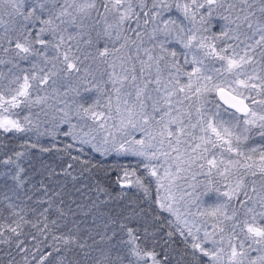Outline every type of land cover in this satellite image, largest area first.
Here are the masks:
<instances>
[{"label": "snow or ice", "instance_id": "6c2138e0", "mask_svg": "<svg viewBox=\"0 0 264 264\" xmlns=\"http://www.w3.org/2000/svg\"><path fill=\"white\" fill-rule=\"evenodd\" d=\"M5 64L0 264H264V0H0Z\"/></svg>", "mask_w": 264, "mask_h": 264}, {"label": "trees", "instance_id": "16d2710c", "mask_svg": "<svg viewBox=\"0 0 264 264\" xmlns=\"http://www.w3.org/2000/svg\"><path fill=\"white\" fill-rule=\"evenodd\" d=\"M21 67H29V65L27 64H21ZM12 68V66L10 64H5V65H0V73H3L5 77H7L9 75V69ZM12 71H18V69H14L12 68ZM66 127V126H65ZM31 135V134H30ZM34 138V137H33ZM59 147H63V145L67 142H70L69 138L60 136L59 138ZM7 143L9 144L10 147H15L19 141H7ZM40 143L44 144L45 146H47L49 144V138L48 137H41L40 139ZM33 151V159L36 160L37 162L42 160L44 163L51 165L53 168L57 169V171L60 168L61 165V161L57 159L56 155L54 153H44L41 154L36 150H32ZM83 156L87 159H91L93 160V162H97V161H103L104 162V166L107 167L112 160L115 159V157H108L107 160H104V158L100 157L98 153H92L91 149H87L84 153ZM37 167H39V163H37ZM97 169H93V174H97ZM77 177H78V181L73 182L71 180V177L68 178L67 180V186L68 188H72L73 184L75 183L77 187H79L81 184L84 183H92V180L88 179L89 174L88 173H84L83 176H80V171L79 168H77V171L74 173ZM100 175H103V173H99ZM115 176L116 173L113 172L112 176H111V180H106L105 184L106 186L109 187V190L112 191V194L115 195L117 191H119L118 186H116L115 188L112 187V185L114 184L115 181ZM42 177L39 174H34V179L35 181H39ZM61 180H63V177H60ZM55 181L56 178L54 177L51 181L48 180L46 177H44V182L45 184L49 185L50 187L55 186ZM6 210H5V215H6ZM30 218V217H29ZM51 218H55V216L53 215ZM0 223H5V221L3 219H0ZM25 231L26 232H34V229H31V227L29 225H25ZM30 239V238H29ZM35 242L32 241L28 246L31 247L32 244H34ZM0 248H3V245H0Z\"/></svg>", "mask_w": 264, "mask_h": 264}]
</instances>
